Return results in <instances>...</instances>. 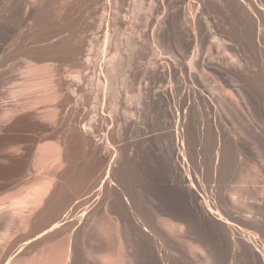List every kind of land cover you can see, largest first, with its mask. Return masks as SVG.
Instances as JSON below:
<instances>
[{
    "label": "rangeland",
    "instance_id": "obj_1",
    "mask_svg": "<svg viewBox=\"0 0 264 264\" xmlns=\"http://www.w3.org/2000/svg\"><path fill=\"white\" fill-rule=\"evenodd\" d=\"M257 1L25 0L22 50L0 69V264H264L212 185L220 162L264 165ZM36 93L32 120L2 116Z\"/></svg>",
    "mask_w": 264,
    "mask_h": 264
},
{
    "label": "bare ground",
    "instance_id": "obj_2",
    "mask_svg": "<svg viewBox=\"0 0 264 264\" xmlns=\"http://www.w3.org/2000/svg\"><path fill=\"white\" fill-rule=\"evenodd\" d=\"M197 1V0H196ZM199 1V0H198ZM245 1V0H244ZM253 2H254V0H252ZM260 2L262 1V0H259ZM259 1H257V2H259ZM162 2V1H161ZM259 2V3H260ZM256 3V2H255ZM254 3V4H255ZM249 4V3H248ZM252 4V3H251ZM261 4H264V2H261L260 3V5ZM247 5V4H246ZM245 5V6H246ZM250 5V4H249ZM259 5V4H258ZM140 7V6H139ZM138 7V8H139ZM262 7H264V6H262ZM251 7L249 6V9H250ZM256 8V7H255ZM264 9V8H263ZM135 10V9H134ZM138 11L140 12V9H138ZM249 11H251V10H249ZM254 11V10H253ZM134 12H136V10L134 11ZM138 12V13H139ZM255 12V11H254ZM259 12V11H258ZM137 13V12H136ZM188 14V13H187ZM203 15V14H202ZM249 15V14H248ZM251 16V15H250ZM29 17H32L31 16V14L29 15ZM186 17V16H185ZM191 17V16H190ZM199 17V16H198ZM187 18H188V16H187ZM200 18V17H199ZM250 18V17H249ZM192 19H193V17H192ZM205 19V18H204ZM203 19V20H204ZM209 19V18H208ZM207 19V20H208ZM191 20V19H190ZM195 20V19H194ZM198 20V19H197ZM26 21H27V10H26V8H25V0H0V69L1 68H8V67H12L13 66V64H14V59H15V56H17L18 54H19V52L22 50V47H23V41H24V31H25V28H26ZM189 21V20H188ZM199 21V20H198ZM202 21V20H201ZM203 22V21H202ZM204 22L207 24L208 22H210L209 20L208 21H205L204 20ZM252 22V21H251ZM182 23V22H181ZM201 23V22H200ZM254 23V22H253ZM206 24H203L204 26L206 25ZM209 24V23H208ZM212 24V23H211ZM255 24V23H254ZM192 25V24H191ZM199 25V24H198ZM202 24L199 26V27H201L202 26V28L204 27ZM250 25H252L253 26V24H250ZM262 25V24H261ZM260 25V26H261ZM189 26V25H188ZM209 26H211L210 24H209ZM251 26V27H252ZM255 26H256V24H255ZM190 27H193V26H190ZM198 28V27H197ZM209 28H211V30H214V32L216 31L215 29H213L212 27H209ZM255 28V27H254ZM257 28V27H256ZM191 29V28H190ZM199 29V28H198ZM205 29H207V27H205ZM219 29V28H218ZM217 29V30H218ZM259 29H261V28H259ZM264 29V28H263ZM193 30V29H192ZM195 30V29H194ZM200 30H201V28H200ZM204 30V29H203ZM207 30H209V29H207ZM206 30V32H207V34L208 35H210V33H208V31ZM221 30V29H220ZM256 30V29H255ZM199 31V30H198ZM262 31V30H261ZM132 32H133V30H132ZM192 32V31H191ZM195 32V31H194ZM200 32V31H199ZM202 32V31H201ZM204 32V31H203ZM202 32V33H203ZM206 32L204 33V36H205V34H206ZM210 32V31H209ZM218 32V34H219V31H217ZM221 32V31H220ZM254 32V31H253ZM260 32V31H259ZM180 33H182V32H180ZM223 33V32H222ZM262 33H263V31H262ZM183 34V33H182ZM206 34V35H207ZM213 34H215V33H212L211 34V38H212V36H214ZM217 34V33H216ZM216 35L217 37H214L215 39H210V42L211 43H213L212 41H215V40H219V38L218 37H221L220 35ZM256 34V33H255ZM187 35V34H186ZM203 35V34H202ZM207 35V36H208ZM264 35V34H263ZM130 36H132V35H130ZM134 36V35H133ZM196 36V35H195ZM199 36H200V34H199ZM206 36V37H207ZM255 36H257V34L255 35ZM254 36V37H255ZM262 36V35H261ZM156 37V36H155ZM195 38V37H194ZM261 38V37H260ZM262 38H264V37H262ZM184 39V38H183ZM191 39H193V38H191ZM201 39V38H200ZM203 39V38H202ZM207 39H208V37L207 38H205V40H204V42L206 43L207 42ZM220 39H222V38H220ZM62 40V39H61ZM64 40V39H63ZM130 40V39H129ZM128 40V41H129ZM157 40H159V39H157ZM186 40V39H185ZM212 40V41H211ZM223 40V39H222ZM221 40V42H219V47L221 48L222 47V49H223V47L224 46H227L228 44H229V42L227 41V45H226V41L224 42V41H222ZM261 40H263V39H261ZM127 41V42H128ZM191 41V40H190ZM189 41V42H190ZM202 41V40H201ZM220 41V40H219ZM255 41V40H254ZM160 42V41H159ZM187 42V41H186ZM200 42V40H198V43ZM216 42V41H215ZM223 42L225 43V44H223ZM129 43V42H128ZM154 43V42H153ZM180 43V42H179ZM205 43H203V41H202V44H205ZM208 43H209V39H208ZM211 43H209V44H211ZM217 43H218V41H217ZM220 43H222L224 46H221L220 45ZM232 43V42H231ZM257 43V42H256ZM261 43H263V41H261ZM157 45L159 44V43H156ZM161 44V43H160ZM163 44V43H162ZM193 44V43H192ZM195 44V43H194ZM202 44L200 43L199 44V46H198V51H199V48L201 47L202 48ZM208 44V45H209ZM59 45L60 46H62V47H66L67 46V42H66V44L64 43V41H62V42H60L59 43ZM131 46H133L132 44H130ZM136 45V44H135ZM153 45H155V44H153ZM174 45V44H173ZM201 45V46H200ZM207 45V46H208ZM214 45V44H213ZM212 45V47H211V45H209L210 47V49L211 50H209L208 48H207V46H205L206 47V49H208L209 51H212V49H213V46ZM217 44L215 43V46H216ZM130 46V47H131ZM159 46V45H158ZM171 46V45H170ZM169 46V47H170ZM174 46H176V45H174ZM174 46H172V47H174ZM182 46V45H181ZM181 46L179 45L178 46V48L180 47L181 48ZM187 46V45H186ZM217 46V47H218ZM11 47L13 48V55H12V60L11 59H8L7 58V55H6V53H7V50L10 48L11 49ZM129 47V46H128ZM134 47V46H133ZM156 47V46H155ZM161 47H163V46H161ZM168 46L166 47L165 46V48H169ZM185 47V46H184ZM203 47H204V45H203ZM205 47H204V49H205ZM229 47V46H228ZM175 48H177V47H175ZM174 48V49H175ZM187 48V47H186ZM231 48H232V46H231ZM68 49V48H67ZM157 49V48H156ZM164 49V48H163ZM162 49V50H163ZM173 49V48H172ZM203 49V48H202ZM219 49V48H218ZM238 49V48H237ZM119 50V49H118ZM155 50V49H154ZM166 50V49H165ZM168 50V49H167ZM179 50V49H178ZM193 50V49H192ZM214 50V49H213ZM231 50V49H230ZM234 50V49H233ZM157 51H159V50H156L155 51V53L157 52ZM164 51V50H163ZM168 51H170V50H168ZM177 51V50H176ZM185 51V50H184ZM189 51H190V49H189ZM188 51V52H189ZM197 51V49H196V52H198ZM203 50H201L200 49V52H202ZM205 51V50H204ZM208 51V52H209ZM225 51V50H224ZM162 51H160V53H161ZM166 52V51H165ZM188 52H186V53H188ZM214 52H215V50H214ZM180 53V52H179ZM178 53V54H179ZM190 53V52H189ZM193 53H195V51L193 52ZM204 52H202V54H203ZM207 53V52H206ZM212 54H213V52H211ZM225 53V52H224ZM234 53V52H233ZM169 54V53H168ZM181 54V53H180ZM197 54H199V52L197 53ZM172 55V54H171ZM170 55V56H171ZM185 55V54H184ZM187 55V54H186ZM185 55V56H186ZM191 55H193V54H191ZM196 55V54H195ZM225 55V54H224ZM236 54H234V56H235ZM194 56V55H193ZM197 57H199V55H196ZM201 57L203 56V55H200ZM231 56V55H230ZM169 57V56H168ZM183 57V56H182ZM181 57V58H182ZM199 58V59H197V61L198 60H202V58ZM226 57H227V55H226ZM229 57V56H228ZM233 57V56H232ZM116 57H113V58H111L109 61H108V68H107V72L106 73H108V75H110V77H114V73L117 71L116 70V68H118V64H119V62L117 63V60L115 61L114 59H115ZM176 58H178V57H176ZM193 57L191 56V59H192ZM195 58V60H196V57H194ZM193 58V59H194ZM213 58V57H212ZM121 59V58H120ZM172 59V58H171ZM192 59V60H193ZM213 59H215V57L213 58ZM232 59V58H231ZM176 60V59H175ZM183 59H181V61H182ZM211 60V59H210ZM209 60V61H210ZM224 60V59H223ZM228 60V59H227ZM230 60V59H229ZM237 60V59H236ZM240 60V59H239ZM174 61V60H173ZM177 61V60H176ZM175 61V62H176ZM191 61V60H190ZM197 61H195L194 62V60H193V62L194 63H192V64H190V65H192V66H194V68H196L199 64H198V62ZM172 62V61H171ZM179 62V64L181 63L180 62V60L178 61ZM185 62V61H184ZM192 62V61H191ZM203 62V61H202ZM225 62V61H224ZM227 62V61H226ZM183 63V62H182ZM187 63H188V61H187ZM222 63V62H221ZM121 64V63H120ZM178 64V65H179ZM184 64V63H183ZM197 65L196 67H195V65ZM204 64H208V63H204ZM224 64V63H223ZM226 64V63H225ZM172 65V64H171ZM185 65V64H184ZM184 65H183V67H184ZM236 65V64H235ZM238 65V64H237ZM174 66V65H173ZM192 66H191V69H192ZM178 67V66H177ZM176 67V68H177ZM180 67H181V65H180ZM199 67H200V65H199ZM198 67V68H199ZM203 67V66H202ZM235 67V66H234ZM174 68V67H173ZM185 68V67H184ZM186 68H188V67H186ZM193 68V69H194ZM203 68H205L204 70H206V67L204 66ZM31 69V68H30ZM199 69H201V68H199ZM236 69H238V68H236ZM236 69H235V71H236ZM241 69V68H240ZM178 70H181V68L180 69H178ZM203 70V69H202ZM201 70V71H202ZM191 71V70H190ZM194 71V70H193ZM245 72V71H244ZM197 73V72H196ZM200 73V72H199ZM203 73V75H204V72H202ZM202 73H201V75H202ZM206 74V73H205ZM198 75V74H197ZM199 76V75H198ZM262 80V79H261ZM35 81H37V80H35ZM30 83V82H29ZM28 83V84H29ZM31 84V86L30 87H33V89H35V87H36V83L33 85V81H32V83H30ZM101 84V83H100ZM25 86H27V84L25 85ZM29 86V85H28ZM23 87H24V85H23ZM29 87V89H32V88H30ZM28 88V87H27ZM32 89V90H33ZM16 90V89H15ZM15 90H13L14 92H15ZM27 90V89H26ZM12 91V90H11ZM13 91H12V93H13ZM16 91H18V92H20L19 91V89L18 90H16ZM22 91H23V89H22ZM22 91H21V93H22ZM18 92L16 93L17 95H18ZM35 93V92H34ZM14 94V93H13ZM12 95V94H11ZM36 96H34V97H32L31 98V100H29V101H31V102H28V104H27V102H26V100H25V103H21L20 101L19 102H16V103H13V104H6L4 107H3V109H2V116L3 117H9L8 119H6L7 120V122L9 121V122H11V123H13V126L14 127H17V126H20L24 121H25V119L27 118V119H31L32 120V118H33V113L32 112H29V114H25V110L27 109V107H28V109L30 110V108H32L33 109V106H35L34 104H36V102H37V93L35 94ZM14 96V95H13ZM39 97V96H38ZM39 99V98H38ZM39 101V100H38ZM35 102V103H34ZM38 103V102H37ZM4 105V104H3ZM2 105V106H3ZM1 106V105H0ZM37 111H38V109H37ZM24 112V113H23ZM7 122H5V123H7ZM28 121H26V123H27ZM25 123V122H24ZM23 123V124H24ZM29 123H30V121H29ZM264 154V153H263ZM231 159L232 158H230V161H231ZM226 166H228V164L226 165ZM225 169V168H224ZM228 169V168H227ZM229 170V169H228ZM230 172V171H229ZM219 173H221L220 171H219ZM223 173V172H222ZM228 173V172H227ZM225 175V174H224ZM229 176V175H228ZM228 176H225L226 178L228 177ZM221 178V177H220ZM222 180V179H221ZM220 180V181H221ZM228 180V179H227ZM225 181V180H224ZM226 182V181H225ZM228 182V181H227ZM223 183V182H222ZM223 185V184H222ZM225 186H227V185H225ZM226 188V187H225ZM231 188V187H230ZM229 189V188H228ZM229 191H230V189H229ZM231 192V191H230ZM230 192H228L227 191V193H230ZM233 192V191H232ZM231 192V193H232ZM260 192H262V191H260ZM260 194V193H259ZM232 195V194H231ZM226 197V196H225ZM229 197H233V196H229ZM229 197H226V198H229ZM233 198H235V197H233ZM224 199V198H223ZM255 199V198H254ZM228 200V199H227ZM230 200V199H229ZM235 200V199H234ZM126 201V200H125ZM233 201V200H232ZM231 201V202H232ZM246 201V200H245ZM244 201V202H245ZM226 202V201H225ZM236 202V201H235ZM243 202V203H244ZM127 203H128V200H127ZM130 203V202H129ZM229 203V202H228ZM228 203H225V204H228ZM234 203V202H233ZM230 204H232V203H230ZM129 205V204H128ZM223 205V204H222ZM236 205V204H235ZM249 205V204H248ZM252 205H253V203H252ZM225 206V205H224ZM244 206V205H243ZM242 206V207H243ZM245 206H246V203H245ZM244 206V207H245ZM250 206V205H249ZM257 206V205H256ZM226 207H227V205H226ZM228 207H230V206H228ZM232 207V206H231ZM236 207V206H235ZM247 207V206H246ZM245 207V208H246ZM239 208H241V207H239ZM254 208V207H253ZM257 208V207H256ZM258 209V208H257ZM261 209V208H260ZM225 210V209H224ZM227 210V209H226ZM230 210V209H229ZM233 210H234V207H233ZM236 210V209H235ZM234 210V211H235ZM238 210V209H237ZM250 210V209H249ZM206 211V210H205ZM247 211V210H246ZM251 211V210H250ZM207 212V211H206ZM221 212V211H220ZM224 212V211H223ZM232 212V211H231ZM230 212V213H231ZM249 212V211H248ZM247 212V213H248ZM255 212H257V211H255ZM217 213H219V212H217ZM230 213H228L227 215L229 216V214ZM235 212H233V214H234ZM237 213V212H236ZM236 213H235V215H236ZM241 213V212H240ZM240 213H237V214H240ZM243 213V212H242ZM252 213V212H251ZM254 213V212H253ZM232 214V213H231ZM230 214V215H231ZM232 214V215H233ZM257 214V213H256ZM220 215V214H219ZM226 215V214H225ZM234 215V216H235ZM249 215V214H248ZM41 216V215H40ZM43 216V215H42ZM208 216H209V213H208ZM237 216V215H236ZM239 216V215H238ZM245 216V215H244ZM255 216V215H254ZM222 217V216H221ZM229 217H231V216H229ZM228 217V218H229ZM242 217V216H241ZM240 217V218H241ZM245 217H247V214H246V216ZM258 217V216H257ZM217 218H218V216H217ZM235 218V217H234ZM48 219H49V217H48ZM207 219V218H206ZM225 219V218H224ZM227 219V218H226ZM232 219H233V216H232ZM237 219H238V217H237ZM237 219H236V221H237ZM242 219V218H241ZM248 219V218H247ZM252 219V218H251ZM256 218H254L253 220H255ZM50 220V219H49ZM56 220V219H55ZM55 220H53V222L54 223H56V221ZM212 220V219H211ZM234 220V219H233ZM239 220V219H238ZM243 220V219H242ZM250 220V219H249ZM257 220V219H256ZM47 221V220H46ZM159 221V220H158ZM166 221V220H165ZM207 221H208V219H207ZM224 221V220H223ZM227 221V220H226ZM230 221V220H229ZM232 221V220H231ZM235 221V220H234ZM245 221H246V219H245ZM244 221V222H245ZM262 221V220H261ZM162 222H164V221H162ZM213 222V221H212ZM238 222V221H237ZM241 222H243V221H241ZM243 222V223H244ZM254 222V221H253ZM260 222V221H259ZM53 223V224H54ZM168 223H169V221H168ZM167 223V224H168ZM261 223V222H260ZM53 224H50V226H52ZM163 224V223H162ZM166 224V225H167ZM226 224V223H225ZM228 224V223H227ZM233 224V223H232ZM245 224V223H244ZM251 224V223H250ZM257 224V223H256ZM48 225V224H47ZM174 225V224H173ZM236 225V222L234 223V226ZM243 225V224H242ZM246 225V224H245ZM253 225V224H252ZM251 225V226H252ZM255 225V224H254ZM258 225V224H257ZM261 225H262V223H261ZM260 225V226H261ZM131 226V225H130ZM165 226V225H164ZM178 226V225H177ZM228 226V225H227ZM263 226H264V224H263ZM262 226V227H263ZM173 228V227H172ZM230 227H228V229H229ZM239 228V227H238ZM242 228V227H241ZM253 228V227H252ZM255 228V227H254ZM256 228H257V226H256ZM259 228V227H258ZM257 228V229H258ZM261 228V227H260ZM259 228V229H260ZM160 229H163V228H160ZM159 229V230H160ZM175 229V228H174ZM183 229V228H182ZM182 229H179V231L180 230H182ZM231 229H232V227H231ZM230 229V230H231ZM240 229V228H239ZM258 229V230H259ZM262 229V228H261ZM169 230H171V229H169ZM233 230V229H232ZM231 230V231H232ZM243 230V229H242ZM145 231V230H144ZM178 231V232H179ZM184 230H182V232H183ZM255 231V230H254ZM261 231H263V230H261ZM146 232H147V230H146ZM145 232V233H146ZM169 232H171V231H169ZM233 232H235V231H233ZM232 232V233H233ZM164 233V232H163ZM163 233H162V235H163ZM166 233L167 232H165V235H166ZM173 233V232H172ZM171 233V234H172ZM253 233V232H252ZM256 233H257V231H256ZM255 233V234H256ZM182 234V233H181ZM184 234H185V232H184ZM248 234V233H247ZM261 234V233H260ZM148 235V234H147ZM173 235V234H172ZM175 235V234H174ZM179 235V234H178ZM183 235V234H182ZM186 235V234H185ZM184 235V236H185ZM231 235H233V234H231ZM235 235V234H234ZM244 235V234H243ZM252 235V234H251ZM257 235V234H256ZM259 235V234H258ZM171 236V235H170ZM176 236H177V234H176ZM227 236V235H226ZM225 236V237H226ZM245 236V235H244ZM250 236V235H249ZM255 236V235H254ZM163 237V236H162ZM166 237V236H165ZM174 237V236H173ZM241 237V236H240ZM167 238V237H166ZM169 238V237H168ZM185 238V237H184ZM183 238V239H184ZM187 238V237H186ZM234 238V237H233ZM244 238H246L247 239V237H244ZM250 238V237H249ZM252 238V237H251ZM254 238V237H253ZM252 238V239H253ZM258 238V237H257ZM256 238V239H257ZM262 238V237H261ZM239 239V238H238ZM252 239H249L250 240V242H251V240ZM165 240V239H164ZM168 240V239H167ZM172 240V239H171ZM174 240V239H173ZM187 240V239H186ZM234 240V239H233ZM241 240V239H240ZM244 240V239H243ZM249 240L247 239V242H249ZM258 240V239H257ZM257 240H255V242L257 241ZM261 240V239H260ZM263 240V239H262ZM153 241V240H152ZM179 241H181V240H179ZM179 241H178V243H179ZM185 241V240H184ZM188 241V240H187ZM237 241V240H236ZM236 241H234V242H236ZM151 242V241H150ZM155 242V241H154ZM158 242V241H157ZM169 243H170V241H168ZM167 241H166V243H168ZM173 242H176V241H173ZM191 242V241H190ZM249 242V243H250ZM254 242V241H253ZM262 242V241H261ZM185 243H186V241H185ZM246 243V242H245ZM244 243V244H245ZM252 243V242H251ZM153 244V243H152ZM156 244V243H155ZM172 244V243H171ZM184 244V243H183ZM188 244V243H187ZM192 245H193V243H191ZM247 244V243H246ZM253 245H256V244H254V243H252ZM252 244H250V245H252ZM258 244V243H257ZM264 244V243H263ZM169 245V244H168ZM188 245H190V243L188 244ZM249 245V244H248ZM167 246V245H166ZM178 246H180V244H178ZM187 246V245H186ZM197 246V245H196ZM205 247H207L206 245H204ZM258 245H256V247H257ZM263 247H264V245H262ZM154 247V246H153ZM153 247H152V249H153ZM160 247V246H159ZM238 247H239V244H238ZM246 247V246H245ZM252 247V246H251ZM250 247V248H251ZM258 247H260V248H263V247H261L260 245L258 246ZM257 247V249H259ZM170 248H172V247H170ZM177 248V247H176ZM190 248V247H189ZM195 248V247H194ZM209 248V247H208ZM226 248H227V246H226ZM244 248V247H243ZM167 249V248H166ZM175 249V248H174ZM180 249L182 250V248L180 247ZM187 249H188V246H187ZM248 249V248H247ZM254 249V248H253ZM162 250V249H161ZM184 250H186V249H184ZM207 250V249H206ZM225 250V249H224ZM228 250V249H227ZM261 250V249H260ZM260 250H258V251H260ZM159 251V250H158ZM165 251V250H164ZM200 253H202V250H198ZM262 251H264V249H262ZM160 252V251H159ZM167 252V251H166ZM165 252V253H166ZM183 252V251H182ZM203 252H204V250H203ZM224 252V251H223ZM222 251H221V253H223ZM237 252V251H236ZM261 252V251H260ZM157 253V252H156ZM163 253V252H162ZM199 253V254H200ZM207 253V252H206ZM209 253V252H208ZM207 253V254H208ZM211 253V252H210ZM216 253V252H215ZM264 253V252H263ZM170 254V253H169ZM203 254V253H202ZM201 254V255H202ZM205 254V253H204ZM212 254V253H211ZM214 254V253H213ZM237 254V253H236ZM253 255H254V253H252ZM160 255V254H159ZM190 255V254H189ZM193 255H194V253H193ZM234 255V254H233ZM155 256H156V254H155ZM163 256V255H162ZM168 256H170V255H168ZM183 256H185V255H183ZM187 256V255H186ZM200 256V255H199ZM198 256V257H199ZM206 256H208V255H206ZM215 256V255H214ZM157 257V256H156ZM193 257V256H192ZM196 256H194V258H195ZM205 257V256H204ZM211 257H212V255H211ZM216 257V256H215ZM214 257V258H215ZM251 257V256H250ZM170 258H172V257H170ZM183 258V257H182ZM203 258V257H202ZM218 258V257H217ZM156 260H158L157 258H155ZM206 259V258H205ZM205 259H203L204 261H205ZM212 259H213V257H212ZM251 259V258H250ZM163 260V259H162ZM174 259H172V261H173ZM182 260V259H181ZM186 260V259H185ZM190 260H191V258H190ZM199 260V259H198ZM197 260V261H198ZM256 260V259H255ZM168 261V260H167ZM171 261V260H170ZM172 261H171V263H172ZM175 261V260H174ZM173 261V262H174ZM183 261V260H182ZM196 261V260H195ZM216 261V260H215ZM253 261V260H252ZM258 261V260H257ZM156 262V261H155ZM161 262V261H160ZM186 262V261H185ZM207 262V261H206ZM210 262V261H209ZM256 262V261H255ZM132 263V262H131ZM170 263V262H169ZM176 263V262H175ZM181 263V262H180ZM191 263V262H190ZM198 263V262H197ZM213 263V262H212ZM253 263V262H252ZM260 263H262V262H260ZM133 264V263H132ZM157 264H158V262H157ZM165 264V263H164ZM179 264V263H178ZM185 264H187V263H185ZM203 264V263H202ZM206 264V263H205ZM209 264V263H208Z\"/></svg>",
    "mask_w": 264,
    "mask_h": 264
},
{
    "label": "crops",
    "instance_id": "obj_3",
    "mask_svg": "<svg viewBox=\"0 0 264 264\" xmlns=\"http://www.w3.org/2000/svg\"><path fill=\"white\" fill-rule=\"evenodd\" d=\"M228 163L220 162V165L215 170L216 178L212 181V185L215 187V191L217 194V205L222 211V214L224 215V218H221V221L223 223V226L228 231L227 225L225 223H228V225L232 222L235 223L238 226H241L253 233H256L257 236H259V239L264 243V165L259 164V166H255L253 163H249V166L246 167L248 169L247 171H239L237 168H234V171L232 168L228 165ZM225 168V169H224ZM229 170H228V169ZM219 171L221 173H219ZM230 171V172H229ZM223 172V173H222ZM228 172V173H227ZM225 174V175H224ZM229 175V176H228ZM225 176H228L227 178ZM221 177V178H220ZM222 179V180H221ZM228 179V180H227ZM221 180V181H220ZM226 182H225V181ZM228 181V182H227ZM223 182V183H222ZM223 184V185H222ZM227 185V186H225ZM226 187V188H225ZM231 187V188H230ZM230 192L229 191V189ZM230 192V193H227ZM262 191V192H260ZM260 193V194H259ZM232 194V195H231ZM233 196V197H226ZM224 198V199H223ZM255 198V199H254ZM228 199V200H227ZM230 199V200H229ZM235 199V200H234ZM233 200V201H232ZM246 200V201H245ZM226 201V202H225ZM232 201V202H231ZM236 201V202H235ZM245 201V202H244ZM229 202V203H228ZM234 202V203H233ZM244 202V203H243ZM228 203V204H225ZM232 203V204H230ZM246 203V206H245ZM253 203V205H252ZM223 204V205H222ZM236 204V205H235ZM250 206H249V205ZM225 205V206H224ZM227 205V207H226ZM246 207H244V206ZM257 205V206H256ZM230 206V207H228ZM232 206V207H231ZM236 206V207H235ZM243 206V207H242ZM234 207V210H233ZM241 207V208H239ZM254 207V208H253ZM258 209H257V208ZM261 208V209H260ZM225 209V210H224ZM227 209V210H226ZM230 209V210H229ZM238 209V210H237ZM251 211H250V210ZM247 210V211H246ZM224 211V212H223ZM232 211V212H231ZM249 211V212H248ZM257 211V212H255ZM237 212L240 214L235 215ZM243 212V213H242ZM248 212V213H247ZM252 212V213H251ZM254 212V213H253ZM229 214V217L227 214ZM257 213V214H256ZM226 214V215H225ZM247 214V217H245ZM249 214V215H248ZM235 215V216H234ZM239 215V216H238ZM245 215V216H244ZM255 215V216H254ZM233 216V220L232 219ZM242 216V217H241ZM258 216V217H257ZM229 217V218H228ZM235 217V218H234ZM238 217V219H237ZM243 219H241V218ZM227 218V219H226ZM248 218V219H247ZM252 218V219H251ZM256 218L255 220H253ZM237 219V221H236ZM246 219V221H245ZM250 219V220H249ZM224 220V221H223ZM227 220V221H226ZM230 220V221H229ZM232 220V221H231ZM262 220V221H261ZM241 221H245L244 224ZM254 221V222H253ZM262 225H261V223ZM251 223V224H250ZM258 225H257V224ZM243 224V225H242ZM253 224V225H252ZM255 224V225H254ZM252 225V226H251ZM261 225V226H260ZM261 227L259 230L256 228ZM263 226V227H262ZM253 227V228H252ZM255 227V228H254ZM255 230V231H254ZM263 230V231H261ZM229 232V231H228ZM261 233V234H260ZM259 234V235H258ZM262 237V238H261ZM263 239V240H262Z\"/></svg>",
    "mask_w": 264,
    "mask_h": 264
}]
</instances>
